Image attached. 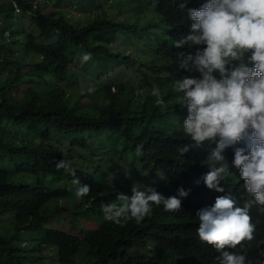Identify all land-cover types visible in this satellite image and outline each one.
<instances>
[{"label":"trees","instance_id":"1","mask_svg":"<svg viewBox=\"0 0 264 264\" xmlns=\"http://www.w3.org/2000/svg\"><path fill=\"white\" fill-rule=\"evenodd\" d=\"M13 1L22 14L31 13L33 30L25 26ZM13 1L0 4V264H42L45 259L50 264H77L82 249L88 255L81 264H106L100 259L102 250L108 256L115 252L107 244L109 232L123 239L136 225H97L102 204L90 201L86 210L76 208L81 204L76 202L74 177L57 170L56 163L69 161L81 184L90 186L84 199L99 195L101 200L109 198L110 191L101 189L107 183L128 189L143 177L141 181L163 188L194 168L201 148L212 143L196 146L185 134L187 107L178 103L182 94L172 89L176 80L200 74L179 67L178 53H194L195 48H177L175 42L190 32L193 21L187 10L200 9L207 0H137L131 7L141 5L142 13L132 11L133 21L111 12L127 0H112L107 8L98 0L90 12L72 1L69 9L75 13L57 17L50 14L52 0ZM139 37L151 58L143 65L125 54L127 46L120 40ZM118 41L122 48H115ZM85 53L91 59L82 62ZM113 64L119 68L115 75ZM142 81L159 87L164 105L155 103L152 91L135 92ZM24 86L29 87L24 91ZM89 87L95 90L89 92ZM138 145H143L142 156L136 154ZM78 146L81 151L73 157L71 151ZM185 146L188 151L181 154ZM185 178L196 181L192 175ZM231 185L230 196L238 206L252 201L249 215L256 225L253 240L231 251L244 254L245 264H261L264 210L244 186ZM201 199L207 207L215 203L202 187H190L186 200ZM169 213L164 207L154 211L157 232L165 234L177 224ZM79 218L96 224L84 228ZM175 233L182 242L184 264H219L214 246L197 242L185 226ZM27 236L32 238L29 244L24 242Z\"/></svg>","mask_w":264,"mask_h":264},{"label":"clouds","instance_id":"2","mask_svg":"<svg viewBox=\"0 0 264 264\" xmlns=\"http://www.w3.org/2000/svg\"><path fill=\"white\" fill-rule=\"evenodd\" d=\"M187 15L193 21L190 32L175 46L187 45L195 52H179L178 65L200 75L176 80L172 90L182 94L178 103L187 107L185 134L196 146L212 143L209 148H201L194 168L170 179V186L163 188L141 181L143 177L128 189L107 183L101 189L110 191L109 198L101 200L99 195L84 199L90 186L81 184L69 161L56 163L57 170L74 177L76 202L81 204L76 208L86 210L90 201L102 204L103 217H98L97 225H136L134 233L123 239L109 232L107 244L115 252L108 256L102 250L100 259L106 264H179V254L184 264L182 242L175 233L184 226L197 242L214 246L219 264H245V255L231 249L254 238L256 225L249 215L252 201L238 206L230 196L234 192L231 184L244 186L264 210V0H207L200 9H188ZM90 59V53L82 56V62ZM94 90L88 88L89 92ZM151 95L157 105H164L159 89L153 88ZM142 149L143 145L137 146L138 156L143 155ZM79 151L80 146L71 154L75 157ZM180 151H188L187 146ZM186 175L196 181L186 180ZM190 187H202L204 193L213 196L214 205L207 207L205 199L186 200ZM162 207L177 223L167 227L165 234L156 231L158 215L154 214ZM182 216L186 222L178 224ZM79 220L87 229L90 223L96 224ZM77 252L75 261L81 264L88 253L85 249Z\"/></svg>","mask_w":264,"mask_h":264},{"label":"rangeland","instance_id":"3","mask_svg":"<svg viewBox=\"0 0 264 264\" xmlns=\"http://www.w3.org/2000/svg\"><path fill=\"white\" fill-rule=\"evenodd\" d=\"M12 2L13 0H0V4H3L5 2ZM77 2L79 4V7H84L86 8L85 12H90L89 10L93 9L94 6L96 5L97 1L98 0H52L51 3L49 4V9L51 8L50 6H54L55 8L53 9H50L51 11V15L52 16H59L62 13H64L65 15H69V14H73L75 13L74 11H72L71 9H69V6L71 5L70 2ZM104 1V2H103ZM144 1V0H142ZM147 1V0H146ZM145 1V2H146ZM101 2L104 4V6L107 8L111 3H112V0H101ZM137 2V0H127V3L121 7L120 10H118V8L116 7H111V12L114 16L118 17V18H121V17H128L131 21L134 20V17L132 15V11L133 13H136L137 15L138 14H141L142 13V7L140 6H135V7H131V5H135ZM148 2V1H147ZM15 7H16V3L13 1ZM68 6V8H67ZM62 7H63V10H62ZM147 5L143 8H146ZM77 10L79 11L80 9ZM73 10H74V5H73ZM16 12L17 14H19V17L22 18L23 17V21L25 23V26H27L29 28V30H33L34 27L33 25H31L32 23L30 22V18H31V13H23V10L22 9H16ZM93 14V12H92ZM77 16H79L80 18H82V14H76ZM92 17V15H91ZM158 22V20H156ZM122 40L121 42L127 46V50L125 52V54L127 55H132V56H135L139 62V64L143 65L145 62H148V61H151V58L149 57V55L147 54V51L149 50L148 48H144V45H143V39L142 38H137L134 40L133 39H126V38H123V39H120ZM120 41L116 42V47L115 48H122V45L119 46L118 44L121 43ZM118 45V46H117ZM114 51V50H112ZM28 60H32V57H29ZM80 63V62H79ZM106 67V66H105ZM113 70H116V72H112V74H117V72L119 71V68L116 64H113L112 66H110ZM145 68V67H144ZM105 69V68H104ZM83 76H82V79H84L86 77V74L85 73H81ZM108 74V72L106 73ZM47 76V82H50L52 84L53 82V79L50 77V75H46ZM95 77H98V75H95ZM137 83V81L135 82ZM141 86L138 87L135 92H140V91H152L153 88H157L159 89V87H153L151 85H148V83H146L145 81H142ZM29 86H24L22 87L23 90L25 91ZM52 87V86H50ZM21 95V92L20 91H17L16 92V96H20ZM85 101V99L83 100ZM63 147V146H61ZM62 203H67V200L63 199L61 200ZM29 239H32L30 238L29 236L26 237V239L24 240V242L26 243H30V240ZM51 260L49 259H45L44 262H41L42 264H50Z\"/></svg>","mask_w":264,"mask_h":264},{"label":"built area","instance_id":"4","mask_svg":"<svg viewBox=\"0 0 264 264\" xmlns=\"http://www.w3.org/2000/svg\"><path fill=\"white\" fill-rule=\"evenodd\" d=\"M16 8L18 9L17 4H16ZM18 10H19V9H18Z\"/></svg>","mask_w":264,"mask_h":264}]
</instances>
